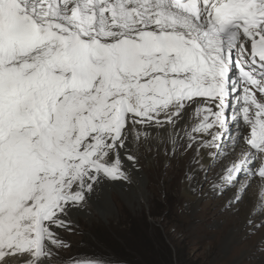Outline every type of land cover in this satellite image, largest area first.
Here are the masks:
<instances>
[{"label":"snow or ice","instance_id":"obj_1","mask_svg":"<svg viewBox=\"0 0 264 264\" xmlns=\"http://www.w3.org/2000/svg\"><path fill=\"white\" fill-rule=\"evenodd\" d=\"M169 127L217 158L231 139L218 181L239 201L258 176L264 208V0H0V264H51L127 181L121 149Z\"/></svg>","mask_w":264,"mask_h":264},{"label":"rangeland","instance_id":"obj_2","mask_svg":"<svg viewBox=\"0 0 264 264\" xmlns=\"http://www.w3.org/2000/svg\"><path fill=\"white\" fill-rule=\"evenodd\" d=\"M239 134L236 132L237 136ZM161 135L149 136L136 147V153L140 154L143 149L147 153L142 159L141 169L146 176L148 202L141 199L139 204L128 203L117 189H111L106 194L99 191L92 197L96 199V204L88 199L81 208L74 209L81 214L74 217L73 211L70 213L71 231L60 230L63 241L69 247L60 249L59 254L51 258V264L96 259L95 256L84 257L92 250L114 258L106 245H113L110 241L120 235L129 239V247L140 250V256L138 261H134L137 252L120 244L114 249L126 253L132 261L123 263L110 257V264H148L151 259L153 264H171L161 237L171 247L172 264H180L177 260L179 250L180 257L185 253L197 264H264V227L257 226L264 223V208L258 206L247 214L249 221H244V198L248 192L239 193L244 196L239 201L235 199L239 185L206 192L207 184L216 183L217 178H206L209 174L206 167L201 170L205 181L199 185V200L196 203L189 201L182 190L189 170L170 162L172 138L168 139V146L163 149ZM157 141L156 146H152ZM150 148H153L152 151ZM229 154L225 150L215 163L217 168ZM156 155L161 158L159 166L154 159ZM190 178V188L195 190V173ZM173 242L178 245V251ZM149 245L153 246L154 253L150 252ZM103 255L97 259H105Z\"/></svg>","mask_w":264,"mask_h":264},{"label":"bare ground","instance_id":"obj_3","mask_svg":"<svg viewBox=\"0 0 264 264\" xmlns=\"http://www.w3.org/2000/svg\"><path fill=\"white\" fill-rule=\"evenodd\" d=\"M149 131H150L149 136H155V135L158 136L159 133L160 134L162 133L163 136L161 135L162 136L161 139L164 140V142H162L163 149L168 146V141L171 139L172 131H173L170 127L167 128V130H165V129L151 130L150 129ZM156 140H157V138H156ZM226 140H228L226 150H228L230 152V154L228 157H226L221 162L219 168L216 167L215 163H217L218 159H220V158H217V157L212 155V152H213L212 149L203 148L197 144H193L192 147L189 148V147H187L186 140L180 141L177 144L173 145L172 140H170V143L173 145V153L171 154L170 162H172L173 164L177 163V166H179L181 169L189 170L188 178L186 177L183 184H182V190L188 196L189 201L196 203L199 200V196H198L199 185L201 184V182H203L204 177H205L202 175L201 170L204 169L205 167H206V170L209 172V174L206 175V178L207 177L213 178L214 176L217 177L216 183L213 182V184H210V183L207 184L206 192H210L213 189L214 190H217V189L221 190L222 187H221L220 183L219 182L217 183L218 176L223 171L225 165H227L229 163V161H231L232 159L235 158V153L231 151L232 141L229 138ZM157 143H158V141L153 143L152 146H156ZM138 144L139 143L132 141L127 149H121V151H120V158H121L123 166L126 170V174L128 176L127 181H125V180H116V181L105 180L103 185H101L99 191H103L106 194L111 189H117L120 191L121 195L125 198V200L128 203L139 204L141 199H145L148 202V189H147V184H146V176H145V172L141 169V165L143 164L142 159H143L144 155H146L147 153L145 154L144 149L141 151L140 154L136 153V147H138ZM152 149L153 148H150L151 151H152ZM238 151H239V149L237 148L236 152H238ZM128 154H132V155L136 156L135 165H133V163L131 161H128L126 159ZM154 159L157 162V165L159 166V164H160L159 161H161L160 156L156 155ZM194 165H195V169H193ZM167 169L169 170L170 167L169 168L167 167ZM194 173H195V190L190 188V185L188 182L191 179L190 175L194 174ZM181 181H182V179H181ZM181 181H179V182H181ZM242 182H244V183L250 182V184H251V186L248 188L249 191H247L248 194L244 198L245 210L242 209L245 212V214L243 215L244 221H249V219H248L249 214L248 213L255 210L259 206L261 181L259 180L258 176H254V177H250V178L246 177L245 179H243ZM90 200H93V202L96 204V199L91 198ZM79 213L81 214V212L73 210V216L74 217H77ZM250 229H252V228H250ZM246 244H248V243H246ZM13 264H23V259L22 258H17V260L14 259Z\"/></svg>","mask_w":264,"mask_h":264},{"label":"trees","instance_id":"obj_4","mask_svg":"<svg viewBox=\"0 0 264 264\" xmlns=\"http://www.w3.org/2000/svg\"><path fill=\"white\" fill-rule=\"evenodd\" d=\"M152 217H155V214H152ZM132 236H134V235H132ZM117 239H118V241H117ZM117 239H114V240L110 241L113 245H111L109 243H108L109 245H106V247L108 248V250H110L111 255L114 258H112L111 256L110 257L112 259H116V260L121 261L123 263L124 262H131L132 260L130 258L126 257V255H125L126 253H121V252L116 251L114 249L115 246L118 247L120 244H123L126 248H129V250L135 251V253L137 252L136 253L137 256H136V259L134 261H138V257L140 256V253L138 251H140V250L137 251L135 248L129 247L128 246L129 239L127 237H121V235H120L119 237H117ZM161 242L166 247V256H167L168 260L170 261V263L172 264V250H171V247L169 246V244L162 237H161ZM173 245L175 246V249L178 251L179 250L178 245L176 243H174V242H173ZM149 246H150V252L154 253L153 246H151V245H149ZM179 252H180V250H179ZM179 252L177 254V258H178L177 260H179L180 264H197V263H193L192 259H190V258L188 259L187 258L188 255H185V253H184L183 257H180V253ZM85 254H86V255H84L85 258H90V257H93V256H95L97 258H100L103 255L102 252L95 253L93 250L88 252V253H85ZM104 257H105L104 260L112 262V261H110V257H107V256H104ZM106 258H108V259H106ZM153 263H154V261L151 259L148 264H153Z\"/></svg>","mask_w":264,"mask_h":264}]
</instances>
